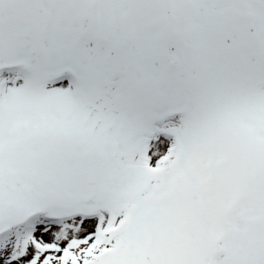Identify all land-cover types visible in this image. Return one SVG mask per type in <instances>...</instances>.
<instances>
[{
    "label": "snow or ice",
    "instance_id": "6c2138e0",
    "mask_svg": "<svg viewBox=\"0 0 264 264\" xmlns=\"http://www.w3.org/2000/svg\"><path fill=\"white\" fill-rule=\"evenodd\" d=\"M0 264H264V0H0Z\"/></svg>",
    "mask_w": 264,
    "mask_h": 264
}]
</instances>
